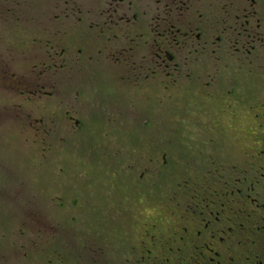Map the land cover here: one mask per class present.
I'll return each mask as SVG.
<instances>
[{
  "label": "flooded vegetation",
  "instance_id": "obj_1",
  "mask_svg": "<svg viewBox=\"0 0 264 264\" xmlns=\"http://www.w3.org/2000/svg\"><path fill=\"white\" fill-rule=\"evenodd\" d=\"M2 1L0 93L14 90L22 99L9 105L0 96L3 135L20 121L40 131L44 123L30 122L32 111L54 96L59 104L46 103L45 133L164 132L163 122L133 117L166 113L174 129L162 144L145 141L137 160L106 156L111 166L103 165L98 197L72 188L31 209L13 235L0 237V264H264V0H61L60 27L20 42L30 45L19 51L20 74L11 41L5 44V22L19 17L5 21ZM168 146H179V177L174 189L157 191L150 186L160 178L144 181L132 164L161 169ZM11 174L0 162V179ZM31 211L82 217L41 220ZM87 211L94 220L84 219Z\"/></svg>",
  "mask_w": 264,
  "mask_h": 264
},
{
  "label": "rangeland",
  "instance_id": "obj_2",
  "mask_svg": "<svg viewBox=\"0 0 264 264\" xmlns=\"http://www.w3.org/2000/svg\"><path fill=\"white\" fill-rule=\"evenodd\" d=\"M2 5L4 6L3 18L5 17V21L15 20L19 17L17 23H12L11 26H8V22H5L6 32H9L5 34V44L8 43V40L11 41L8 48L12 50L11 54L14 58L13 71L20 74L21 67L24 66V63H22L24 60L23 57L20 60L21 54L19 51L30 49L28 43H21L31 33H35L38 38H45L42 34H45L46 29L49 32L51 29L60 27L59 21L55 22L54 17L60 15L61 0H3ZM32 5L34 6L32 7ZM15 33L17 34L14 35ZM42 45H45V43L41 41L40 44L38 42L37 48L41 49L42 54H44L46 48ZM36 75L39 76V73H36ZM46 90H50V88H46ZM0 96L2 100L4 99L5 104L10 105L12 102L19 103V101L22 104L21 95L17 91L5 90L0 93ZM56 99H58L57 96H54V100L51 101L45 98H41L40 101L37 100L36 111H32L30 122H33L34 119L42 120L44 125L40 127V131L33 132L29 126L25 129L24 122L20 121L18 122L20 126L16 131L5 132V135L0 132V162L4 165L6 171L12 173L11 176H13L0 179V192L5 203V206L0 209V237L13 235L17 229L16 224L31 209L42 208L44 204L54 203L51 198L55 196L65 197L64 194L71 192L72 188H76L77 191H81L83 194L98 197L99 190H101L98 178H104V175L101 174L107 171L103 169V165L106 167L111 166L104 162L103 159H106V156L114 157L116 154L118 156L124 154L126 156L131 155L133 160H137L143 153L142 146L145 141L152 147V142L162 144L167 136L173 139V135H170L172 133L171 129H174L173 116L167 113L164 118H158L157 116H149V119L143 116L133 117L134 123L137 124L145 123L146 120L150 125L163 122L166 129L164 132L151 131L153 130L151 128H149V131L143 132L133 126L132 128L107 129L105 134L102 127H96L94 130H83L82 132L65 133L52 130L45 133L43 129L46 124L50 123L45 106L47 101H49L48 104L52 103L54 105V101L59 104V100ZM25 123L28 125V121ZM98 123L105 124L106 117H102ZM61 135L66 136L62 143L60 142ZM34 138L36 139L34 143L35 151L33 146L31 147L30 141ZM230 144L231 138H227L224 145L229 146ZM48 147H51V150L43 151V148ZM125 148H128V152ZM164 149L168 153V163L161 169H156L158 164L151 165L138 161H133L132 164V174L139 176L140 173H143L144 181L152 182L157 177L160 178V184L158 181V184L150 186L157 191L158 186L159 188L174 189L179 177L181 164H176L173 160V152L178 153L179 146H168ZM43 155L47 157L43 159ZM154 155H156V151ZM41 162H44V164L40 165ZM194 163H191L192 166H195ZM126 164L128 163H122L123 166H126ZM188 164L185 165L188 166ZM185 165L183 164L184 168ZM215 165L217 164H213V166ZM199 166L202 170L205 169L201 163H199ZM186 177L187 175H184V178ZM70 183H73V185H70ZM170 190L165 191L166 195H171ZM62 204L67 205L70 203L66 199L63 200ZM34 213L39 215L41 220L48 218L71 220L75 216L79 219L82 217V212L31 211V215ZM93 216L94 212L92 211L84 212V219L94 220ZM135 217L136 213H132L131 219H135Z\"/></svg>",
  "mask_w": 264,
  "mask_h": 264
}]
</instances>
